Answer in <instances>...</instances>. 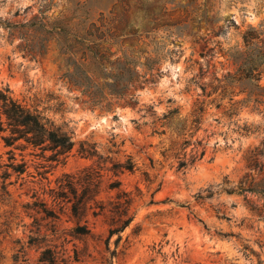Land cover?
<instances>
[{"label": "rangeland", "instance_id": "374dc122", "mask_svg": "<svg viewBox=\"0 0 264 264\" xmlns=\"http://www.w3.org/2000/svg\"><path fill=\"white\" fill-rule=\"evenodd\" d=\"M92 27L111 28L106 38L113 44L139 45L141 62L153 67L154 82L133 89L134 100L94 108L60 80L62 52L86 40ZM250 27L264 39V0H0V87L43 110L76 141L46 178L40 180L39 160L26 152L35 176L6 190L0 181V264H45L39 258L46 244L65 247L72 259L77 249L75 264H264V112L240 104L229 116L221 89L207 96L237 71V51L245 50L243 33ZM137 70L148 68L138 64ZM232 86L235 100L246 97L241 85ZM212 99L221 106L209 104ZM197 101L209 105L190 140L201 141L205 155L179 169L173 152L164 153L172 136L155 132L162 129L157 118L175 106L190 114ZM82 141L95 144L107 167L129 155L138 166L119 176L134 194L135 218L114 258L117 235L108 251L104 215L90 213L82 224L88 220L93 236L76 239L68 235L75 220L67 210L56 220L27 208L35 192L52 205L42 186L57 187L63 173L97 163L78 152ZM201 148L191 144L179 152L187 159ZM5 150L0 139V153ZM104 174L101 198L107 201L114 194L107 191L112 173Z\"/></svg>", "mask_w": 264, "mask_h": 264}, {"label": "trees", "instance_id": "16d2710c", "mask_svg": "<svg viewBox=\"0 0 264 264\" xmlns=\"http://www.w3.org/2000/svg\"><path fill=\"white\" fill-rule=\"evenodd\" d=\"M262 33L252 27L243 33L245 50L237 51L235 58L239 63L237 71L228 74L227 83L213 87L207 94L211 96L221 89V100L229 99L230 105L226 111L229 116L236 114L240 104L252 105L254 109L264 112L261 108L264 105V86L260 83L264 76ZM113 34L111 28L92 27L86 33V40L81 44L73 43L67 46L59 57L60 80L70 91L80 92V95L76 96L77 99L81 98L82 102L94 108L100 107L102 110L110 109L113 99L118 101L130 96V99L134 100L136 93L132 92L133 89L143 88L146 84L154 82V76L150 72L153 67L141 62L143 50L139 45L131 43L126 46L125 41L121 44H113L106 38ZM121 35L122 33H119V36ZM114 45L118 47L115 51ZM138 64L146 65L147 72H139ZM108 66L111 67L112 72H107ZM100 77L102 81L99 80ZM234 83L241 85L239 93L245 94V98L235 100V96L239 94L232 86ZM202 90L205 95L204 86ZM209 104H215L218 108L221 106L217 99H212ZM209 104L205 101H197L190 114H183L181 107L175 106L157 118L162 129L155 132L160 136L169 132L172 136L171 144L164 153L173 152L178 159L179 169L193 165L205 155L201 141L192 143L190 138L200 128ZM245 130L248 132V128ZM0 139L6 149L4 153H0V181L5 190L8 185L20 179L25 180L26 175L35 176L29 172L30 165L26 159V152L39 160L35 168L41 180L46 178L45 175L51 168L64 164L76 145L73 134L57 126L43 110L16 99L9 88L1 87ZM191 144L202 148L185 159V155L179 151ZM17 151L20 152L21 158H18ZM78 152L86 158L96 157L97 163L84 167L76 173H63L56 180L57 187L42 186V193L49 195L52 205L44 200L39 202L38 192H35L33 197H36V200L28 204L27 208L36 209L38 212H43L45 218L56 220L60 219L61 213L67 210L70 217L75 220V225L68 231V235L76 239L93 236L92 229L87 224L88 220L82 224L90 213L94 217L104 215L109 225L105 239L108 251L113 237L117 235L114 240L116 248L110 251V257L114 258L118 254L124 231L135 218V213L132 212L134 194L123 187L119 176L137 170V163L129 155L125 161H117L107 167L106 158L98 153L95 144L88 141L80 143ZM105 170L112 173L107 191L114 192L107 201L101 198ZM68 242L69 240L65 238L62 242L63 246ZM57 247L46 244L41 250L39 261L45 264H59V262L75 264L74 261H79L77 249H75L76 256L72 259L66 254L65 247L62 251H57Z\"/></svg>", "mask_w": 264, "mask_h": 264}]
</instances>
